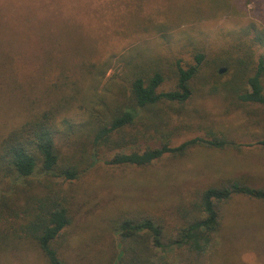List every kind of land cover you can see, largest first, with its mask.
<instances>
[{"label": "trees", "instance_id": "obj_1", "mask_svg": "<svg viewBox=\"0 0 264 264\" xmlns=\"http://www.w3.org/2000/svg\"><path fill=\"white\" fill-rule=\"evenodd\" d=\"M188 1L208 0H184L178 10L174 6L177 11L171 18L183 21L181 25L203 12L209 14L201 9L205 6ZM6 2H0L5 4L0 8V239L13 232L35 244L47 264H70L73 248L66 234L77 216L78 194L69 189L75 182L95 181L91 177L102 165L146 168L166 156L182 159L200 148L239 147L214 131L208 138L197 136L173 146L175 132L158 126L170 116L167 107L185 104L193 96L192 81L205 61L203 52L194 50L195 63L184 65L183 60L167 61L154 54L149 43L138 42L120 55L106 57L84 33L77 38L71 25L51 30L48 24H38L41 11L33 14L28 0ZM28 24L41 43L51 44L34 50L28 33L16 36L15 30ZM172 28L171 20H166L145 30L165 38ZM251 30L264 48V29L251 24L241 34L247 36ZM246 52L233 60L238 80L228 88L241 103L264 104V52L256 55L252 47ZM225 56L214 60L230 67L233 61ZM113 67L122 72L113 82L123 86L98 93ZM87 89L94 94L86 96ZM139 120H144L143 130L137 126ZM152 128L158 144L124 150ZM259 143L264 147V139ZM173 190L178 195L160 207L161 214L149 211L151 205L145 202V209L132 205L119 215L105 213L100 221L95 217L96 238L109 235L112 247L93 248L90 264H171L169 254L177 249L195 258L206 256L234 201L241 197L244 203L264 204V185L239 177L187 189L176 184ZM72 252L75 264H83V256Z\"/></svg>", "mask_w": 264, "mask_h": 264}, {"label": "rangeland", "instance_id": "obj_2", "mask_svg": "<svg viewBox=\"0 0 264 264\" xmlns=\"http://www.w3.org/2000/svg\"><path fill=\"white\" fill-rule=\"evenodd\" d=\"M4 1L11 2L0 0ZM28 1L33 6V14L38 8L41 11V18L36 16L38 24H48L51 30L71 25L75 28V35L77 32V38L84 33L106 57L115 53L120 55L138 42L149 43L148 47L154 54L167 61L181 59L184 65L195 63L194 50L203 52L205 61L192 81L193 96L185 104L167 107L170 116L158 126L177 133L172 137L173 146L197 136L208 138L209 131L239 146L230 149L200 148L182 159L166 156L146 168L102 165L91 177L95 181L75 182L69 189L73 190L74 196L78 194L74 202L77 216L66 237L68 245L73 248L70 251L83 256V264H90L93 248L101 251L105 245L112 247L109 235L96 238L97 231L92 230V223L97 222L93 220L95 217L100 221L99 217L105 213L119 215L131 209L132 205L135 209H143L145 202L151 205L149 211L161 214L160 207L177 197L178 193L173 190L176 184L187 189L204 187L217 179L239 177L252 185H264V147L259 143L264 139V104L241 103L228 88L238 80L233 60L239 56L243 58L250 47L256 55L264 52V48L260 49L255 42L253 30L247 36L241 34L242 28L251 24L264 29V0L188 1L187 4L192 6H205L200 8L209 14L203 12L198 18L185 20L190 22L182 25L179 23L183 21L173 20L171 16H175L172 13L180 8V4L186 3L184 0ZM4 6L0 5V8ZM174 6L177 10H173ZM166 20H171L173 28L165 38L153 34L152 30H145L152 23ZM36 27L38 29L39 26ZM15 32L19 33L18 37H25L28 33L34 50H39L41 44L46 47L51 44L48 41L41 43L30 24L18 27ZM222 54L231 57L233 63L230 67L220 66L214 60ZM222 68L225 71L221 73ZM24 72L29 74L32 71ZM119 73L122 72L115 67L109 70L106 83L98 93H104L107 87L116 89L123 86L113 82ZM93 94V90L85 91L86 96ZM143 123L144 120L137 122L142 130ZM136 131L137 128L133 130L134 134ZM153 133L152 128L137 144L124 150L158 144L157 135L153 136ZM134 178L136 183L131 182ZM166 179L169 181L167 184ZM243 200L239 197L230 206L223 229L215 236L206 256L195 258L185 249H177L169 254L171 264H264V204L244 203ZM81 225L82 228H90L83 231ZM12 233L0 239V264H47L35 244L26 238L14 237ZM72 251L70 264H75L76 256Z\"/></svg>", "mask_w": 264, "mask_h": 264}, {"label": "water", "instance_id": "obj_3", "mask_svg": "<svg viewBox=\"0 0 264 264\" xmlns=\"http://www.w3.org/2000/svg\"><path fill=\"white\" fill-rule=\"evenodd\" d=\"M224 71H225V68L220 69V72H221V73L224 72Z\"/></svg>", "mask_w": 264, "mask_h": 264}]
</instances>
